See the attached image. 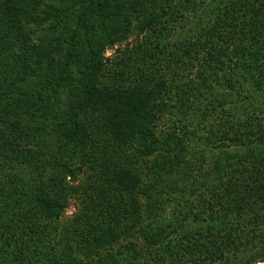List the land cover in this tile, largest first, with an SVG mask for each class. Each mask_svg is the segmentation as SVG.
<instances>
[{"label": "trees", "instance_id": "16d2710c", "mask_svg": "<svg viewBox=\"0 0 264 264\" xmlns=\"http://www.w3.org/2000/svg\"><path fill=\"white\" fill-rule=\"evenodd\" d=\"M262 261L264 0H0V264Z\"/></svg>", "mask_w": 264, "mask_h": 264}, {"label": "rangeland", "instance_id": "374dc122", "mask_svg": "<svg viewBox=\"0 0 264 264\" xmlns=\"http://www.w3.org/2000/svg\"><path fill=\"white\" fill-rule=\"evenodd\" d=\"M197 1V0H196ZM201 1H206V2H213V1H217L219 2L220 0H201ZM224 1V0H223ZM244 1H248V0H244ZM253 10V9H252ZM134 40V37L131 38V41ZM123 48V46L121 47ZM118 49V47H116L115 49H112V50H109L106 52V56L109 57V58H112L113 55L115 54V51ZM248 114V113H247ZM246 117H242V120H245ZM76 201H73L74 204L71 205V208H69V210L67 211V213L65 214V218L66 220H70V218L72 217V215L74 214V212L76 211L77 209V206H76ZM257 264H264V261L260 262V263H257Z\"/></svg>", "mask_w": 264, "mask_h": 264}]
</instances>
